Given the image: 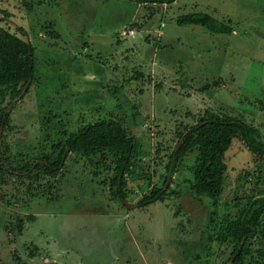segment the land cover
Returning a JSON list of instances; mask_svg holds the SVG:
<instances>
[{
    "label": "rangeland",
    "instance_id": "obj_1",
    "mask_svg": "<svg viewBox=\"0 0 264 264\" xmlns=\"http://www.w3.org/2000/svg\"><path fill=\"white\" fill-rule=\"evenodd\" d=\"M189 13L208 14L225 32L176 23ZM0 26L34 49L33 81L11 107L5 134L14 164L100 118L120 121L140 145L124 200L110 198L111 173L97 175L70 154L52 181L54 199L0 203V264L224 261L229 246L212 242L206 251L212 222L264 196L262 165L234 139L223 192L212 202L188 189L194 151L170 171L167 161L178 134L206 111L252 124L264 142V0H0ZM160 185L168 193L163 201L136 205ZM256 248L252 243L246 264H256Z\"/></svg>",
    "mask_w": 264,
    "mask_h": 264
},
{
    "label": "trees",
    "instance_id": "obj_2",
    "mask_svg": "<svg viewBox=\"0 0 264 264\" xmlns=\"http://www.w3.org/2000/svg\"><path fill=\"white\" fill-rule=\"evenodd\" d=\"M133 1L140 4H170L175 0ZM212 22L205 13H189L176 19L177 24H198L211 32H225L227 26L217 24L216 28V23L211 25ZM33 50L31 44L0 26V203L17 205L39 196L54 199L53 192L58 190L52 181L61 174L70 154H77L91 163L97 175L101 170L111 173L105 184L110 198L124 200L128 191L127 179L136 174L135 161L140 145L117 119L100 118L68 133L64 131L62 140L50 144L48 151L22 164H14L7 154L5 134L12 129L11 107L33 81ZM7 96L9 98L6 100ZM234 139L242 142L253 162L261 164L264 171V142L259 130L237 117L211 111L204 112L178 134L180 143L169 154L167 171L182 160V154L194 151L188 189L195 197L216 202L224 189L225 152ZM12 183L13 191L7 194L8 191L5 192L3 188ZM163 186L150 187L136 201V205L144 207L163 201L168 194ZM263 217L264 196L248 197L238 215L224 218L217 226L212 222L211 232L206 239V251L209 252L212 242L218 246H229L227 258L220 264H246V258H252L251 244L256 243L255 263L264 264ZM33 219L30 214L26 216L27 221Z\"/></svg>",
    "mask_w": 264,
    "mask_h": 264
},
{
    "label": "built area",
    "instance_id": "obj_3",
    "mask_svg": "<svg viewBox=\"0 0 264 264\" xmlns=\"http://www.w3.org/2000/svg\"><path fill=\"white\" fill-rule=\"evenodd\" d=\"M131 33V32H130ZM123 35H125V32L122 33Z\"/></svg>",
    "mask_w": 264,
    "mask_h": 264
}]
</instances>
